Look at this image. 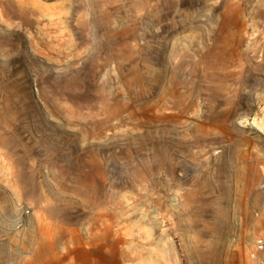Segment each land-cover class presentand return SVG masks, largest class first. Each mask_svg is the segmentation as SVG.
I'll return each instance as SVG.
<instances>
[{
  "label": "rangeland",
  "instance_id": "1",
  "mask_svg": "<svg viewBox=\"0 0 264 264\" xmlns=\"http://www.w3.org/2000/svg\"><path fill=\"white\" fill-rule=\"evenodd\" d=\"M264 0H0V264H253Z\"/></svg>",
  "mask_w": 264,
  "mask_h": 264
},
{
  "label": "built area",
  "instance_id": "2",
  "mask_svg": "<svg viewBox=\"0 0 264 264\" xmlns=\"http://www.w3.org/2000/svg\"><path fill=\"white\" fill-rule=\"evenodd\" d=\"M248 260L253 264H264V236H256L247 253Z\"/></svg>",
  "mask_w": 264,
  "mask_h": 264
}]
</instances>
